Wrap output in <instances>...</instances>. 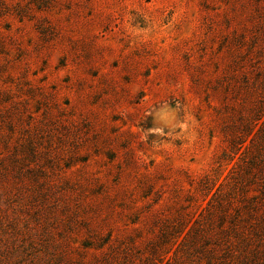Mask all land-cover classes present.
Instances as JSON below:
<instances>
[{
  "label": "rangeland",
  "instance_id": "374dc122",
  "mask_svg": "<svg viewBox=\"0 0 264 264\" xmlns=\"http://www.w3.org/2000/svg\"><path fill=\"white\" fill-rule=\"evenodd\" d=\"M251 4L0 0V250L41 168L59 186L41 218L53 243L73 212L71 240L89 220L137 264H164L172 251L147 260L146 241L182 211L218 235L204 240L221 241L214 264H264V20ZM204 177L222 218L204 191L189 196ZM97 185L108 195L80 211L69 188ZM204 241L185 257L205 264Z\"/></svg>",
  "mask_w": 264,
  "mask_h": 264
},
{
  "label": "trees",
  "instance_id": "16d2710c",
  "mask_svg": "<svg viewBox=\"0 0 264 264\" xmlns=\"http://www.w3.org/2000/svg\"><path fill=\"white\" fill-rule=\"evenodd\" d=\"M251 1V5H253L254 8V14H257L260 21L264 20V0ZM254 38L255 36L253 39ZM248 130L249 132H253L252 127L248 128ZM259 135L260 134H257L256 132L253 133V137L250 138L249 147H253L255 144L254 137H259ZM235 139L236 136H233L231 140L232 148L241 143L235 141ZM260 140H262L261 137ZM254 158L257 157H252L251 160L255 161ZM36 174L37 175L34 179L38 185L35 186V190L28 192L23 201L24 210L22 212L24 213V217L21 219V226L18 225L16 219L18 218L17 215L13 217L12 223L9 224V228L11 229L10 236L8 231L2 229L3 234H7L8 236L4 238V247L0 250V264H29L30 262L32 264H137L129 257L128 247L115 243L116 241L111 240L109 234L108 237L104 238L103 235H100L101 233H99V230L92 226L89 220L84 222L87 235L81 237L79 241L71 240V236L66 235L65 232L68 229L70 231H73L74 229V227L70 228V223L74 217L73 212L68 215V218H61L58 220L60 221L62 229H59L58 231V241L54 243L51 242L55 240L53 234L49 233V229L52 227H47V224L49 223H43L41 218L43 215H47L48 217H50L49 214L53 215V213L50 212L53 204L55 207H58L56 205L57 203L50 202L48 198L51 196L56 197L55 189L59 186L56 185L55 182L51 183L48 175L41 168L36 171ZM202 179L203 181H200L199 184L193 185L191 189L192 191H188L189 196L194 198L198 190L204 191L203 196L205 198L203 200H206L205 204L210 206V209H213L210 213L218 210L217 212L220 211V218H222L223 214L221 212L224 207L222 203L223 198L219 195L218 187L212 191L211 195H209L213 189V184L211 182L208 184L205 177ZM78 183L81 186L84 185L83 182ZM97 186L100 190H95L93 186H89L88 188L80 187L77 196L75 195L74 189L69 188L72 190V193L76 198L78 203L77 206L80 211H85L88 208H97L101 205L94 204L98 202V200L90 198L91 195L97 193H100L103 197L108 195V192L104 191L101 186ZM140 189L144 190V187L142 186ZM122 193L125 194V190H122ZM208 195L209 197H207ZM81 197L85 199V205H82V203L79 204L78 201ZM177 201L178 200L174 202ZM41 202L43 203L40 205ZM249 204H252V202L250 201ZM68 205L69 204L65 202L63 208L68 207ZM199 205L200 203L197 204V206ZM181 207L183 208V206ZM155 213L156 212L152 211L153 218H155ZM210 213L208 216L209 220L212 217ZM57 216L58 215L56 214L53 218L56 219ZM177 216L176 219L174 218L175 222L166 220V223H162L158 234L155 237L152 239L147 238L146 246L149 254L146 255V259L149 260L152 256L169 254L168 252L172 251L173 254L167 256L164 264H202L200 262L202 259L201 256L199 259H196V261L195 259L189 260L187 259L188 257H185L186 247L190 245L196 250L195 247L197 243H200L207 238L209 239V237L212 240H216L218 237L217 233L214 234L217 236L213 237V234L208 233L206 230L209 224L205 225L204 223H199L198 219H195L193 224H189L190 220H183L186 217V214L182 211H179ZM31 217L34 218V220H32ZM235 223L238 224V222ZM235 223L232 224L233 230H231V232L242 233L239 230L240 225L238 224V226L235 227ZM55 226L56 225H54V227ZM225 235L226 233L224 232L221 234V240L224 241L228 239L227 237L225 238ZM23 239H26L27 243H24ZM220 242L221 241H213L210 243L204 241V243H208L209 246L203 247L202 251L198 252L205 256V264H214V255L216 256L217 250L221 247ZM193 244H195V246ZM43 250L48 251V254L50 255H47V253L45 254ZM72 250H76V252H73ZM35 252L36 254H34ZM182 252L184 253L182 254ZM24 257L26 258L25 261ZM163 258L164 257H161L159 261L161 262ZM142 264L153 263L146 262Z\"/></svg>",
  "mask_w": 264,
  "mask_h": 264
}]
</instances>
